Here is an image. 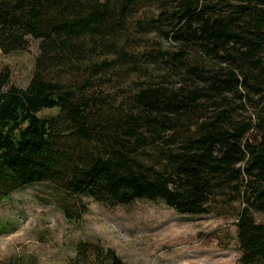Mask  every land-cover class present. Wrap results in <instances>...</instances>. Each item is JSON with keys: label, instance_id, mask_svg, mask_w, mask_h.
<instances>
[{"label": "trees", "instance_id": "trees-1", "mask_svg": "<svg viewBox=\"0 0 264 264\" xmlns=\"http://www.w3.org/2000/svg\"><path fill=\"white\" fill-rule=\"evenodd\" d=\"M144 5L159 10L139 25L144 34L157 32L175 50L145 52L148 82L115 108L86 91L120 63L139 67L117 36ZM28 38L38 55L26 87L0 74L5 192L49 182L109 208L159 200L188 216L229 192L226 202L245 204L235 222L238 262L264 264V224L253 217L264 212V0H0V51L24 50ZM44 109L56 113L38 117ZM146 150L155 164L139 159ZM89 249L122 264L87 243L75 260L88 263Z\"/></svg>", "mask_w": 264, "mask_h": 264}, {"label": "rangeland", "instance_id": "rangeland-1", "mask_svg": "<svg viewBox=\"0 0 264 264\" xmlns=\"http://www.w3.org/2000/svg\"><path fill=\"white\" fill-rule=\"evenodd\" d=\"M173 11L177 12L176 7L168 5L166 12ZM158 13L157 6H141L117 36L119 47L134 56L139 67L120 63L95 79L94 88L86 93L106 97L115 108L129 104L137 88L148 82L141 73L146 72L142 55L175 50L160 34H144L139 26L149 24ZM37 55V42L31 38L24 50L0 51V74H8L9 85L25 88ZM115 59L108 56L104 60ZM149 70L155 75L159 67ZM55 113V109H44L37 116ZM139 159L155 164L154 150H146ZM230 195H225V201H212L206 214L188 216L177 214L159 200H136L109 208L85 195H68L49 182L7 192L0 185V264H83L75 260L79 243L111 249L122 264H240L235 222L245 204L241 200L226 202ZM253 217L257 224H264V212L253 213ZM95 253V249L88 250L91 258L86 264L112 263Z\"/></svg>", "mask_w": 264, "mask_h": 264}, {"label": "water", "instance_id": "water-1", "mask_svg": "<svg viewBox=\"0 0 264 264\" xmlns=\"http://www.w3.org/2000/svg\"><path fill=\"white\" fill-rule=\"evenodd\" d=\"M172 14H174V11L172 12Z\"/></svg>", "mask_w": 264, "mask_h": 264}]
</instances>
